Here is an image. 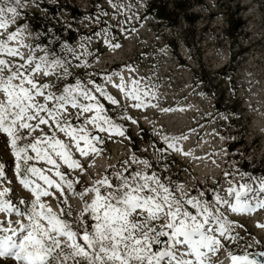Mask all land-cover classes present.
Returning <instances> with one entry per match:
<instances>
[{
  "label": "snow or ice",
  "instance_id": "obj_1",
  "mask_svg": "<svg viewBox=\"0 0 264 264\" xmlns=\"http://www.w3.org/2000/svg\"><path fill=\"white\" fill-rule=\"evenodd\" d=\"M29 2L0 0V136L13 157L10 170L0 162V264H264V246L254 251L260 241L242 237L243 225L229 215L264 211V175L241 173L247 182L188 190L161 163L172 153L206 159L184 150L186 134L162 135L161 147L150 145L159 153L155 162L129 151L122 161L98 165L111 159L107 142L134 143L127 122L139 121L129 107L185 109L160 108L156 86L134 75L136 67L123 66L128 78L120 70L89 72L88 58L98 59L88 47L91 37L83 38L80 51L64 41L59 52L26 43V25L18 20ZM107 3L121 14L123 5ZM133 19L136 14L119 23ZM112 27L93 36L115 51L122 45ZM153 134L160 135L155 128ZM81 176L89 182L81 184ZM256 226L264 230V223Z\"/></svg>",
  "mask_w": 264,
  "mask_h": 264
},
{
  "label": "rangeland",
  "instance_id": "obj_2",
  "mask_svg": "<svg viewBox=\"0 0 264 264\" xmlns=\"http://www.w3.org/2000/svg\"><path fill=\"white\" fill-rule=\"evenodd\" d=\"M150 1L114 0L124 6L121 14H117L107 0H30L24 9L40 16L52 35L49 39L51 45L64 41L80 51L79 44L83 38L91 37L88 47L98 59L88 58L92 64L89 72L124 71V65L136 67L134 75L143 76L149 85L156 86L160 108L185 109L163 113L159 109L129 107L128 114L139 121L138 125L127 122L128 135L134 143L107 142L106 154L111 159L97 160V164L106 166L122 161L129 151L142 153L143 158L155 162L159 153L150 145L161 147L162 135L186 134L189 138L182 142L184 150L206 159L193 160L172 153L169 160L161 163L169 164L168 175L178 178L188 190L194 185L205 187L215 181L226 187L227 179L247 182L241 180V173L259 176V173L245 171L242 168L244 162L250 165V169L259 167L264 175V0H188L191 2L189 10L199 15L200 20L193 26L180 18L177 27L146 17L145 9ZM167 1L172 3V0ZM42 3L52 9H43ZM72 9L80 15L75 16ZM103 12H108V15L104 16ZM133 14H136V19L129 20L127 24L119 23ZM97 17H100L99 21ZM109 25L113 26L114 42L122 45L115 51L93 36V32ZM120 28H136L137 31L129 34L121 32ZM67 29L80 34L73 44L66 39ZM26 32L29 34L25 38L26 43L43 47L27 26ZM239 49L247 52L233 66L236 74L231 78V58ZM126 73L124 71L128 78L130 74ZM97 80L102 82L101 77ZM110 91L124 102L116 89L110 88ZM217 99L220 101L218 107ZM223 113L228 114L227 120L222 119ZM111 114L115 118V112ZM154 128L159 131V136L153 134ZM142 129L146 130L145 134ZM238 140L241 143L236 145ZM146 148L149 150L143 152ZM9 158L13 161L5 138L0 137V162L10 170L12 163L8 162ZM213 160L216 163H212ZM224 172H231L233 176L224 178ZM8 174L11 176V171ZM80 180L85 184L90 178L81 176ZM14 182L11 186L15 189ZM21 194L27 195L22 191L14 193L16 197H21ZM70 202L73 205L77 203L75 200ZM53 204L55 206V202ZM229 215L243 225L242 229H237L242 237L260 241V246L254 248V251H259L264 246V230L256 225L264 223V211L251 216Z\"/></svg>",
  "mask_w": 264,
  "mask_h": 264
},
{
  "label": "trees",
  "instance_id": "obj_3",
  "mask_svg": "<svg viewBox=\"0 0 264 264\" xmlns=\"http://www.w3.org/2000/svg\"><path fill=\"white\" fill-rule=\"evenodd\" d=\"M41 6L43 9H47L48 11L52 9L51 6L46 5L45 3H42ZM190 8L191 2H189L188 0L176 1L173 2L172 5L167 0H151L146 6L145 15L146 17H151L153 19L158 20V22L166 23L167 26L170 27H177L180 18H184L186 21L189 22L190 25L194 26L200 20V16L191 12L189 10ZM72 13L75 16L80 15L77 11L73 9ZM21 24H26L30 27L36 37V41L38 42V44L43 45V47H54L57 49L58 52L60 51V44L55 43L51 45V43L49 42V39H51L52 35L50 36V31L48 30V27L44 25L39 15H33L23 10ZM66 32V39L68 38V41L72 44L76 42L80 37L79 33H76L71 29H67ZM37 33H39V35H37ZM246 52V49H239V51L234 54V57L231 58V78H233L236 74V67L233 66L236 64L239 58L244 56ZM219 102L220 101L217 99L216 107H218V105L220 104ZM223 115L228 114L223 113ZM145 131L146 130L142 129L143 134H145ZM239 143L241 142H239L238 140L236 145ZM230 148L233 149L234 146H231ZM243 169L245 171L251 172L252 174L263 173V171L259 167H253L252 169H250L249 164H244Z\"/></svg>",
  "mask_w": 264,
  "mask_h": 264
},
{
  "label": "built area",
  "instance_id": "obj_4",
  "mask_svg": "<svg viewBox=\"0 0 264 264\" xmlns=\"http://www.w3.org/2000/svg\"><path fill=\"white\" fill-rule=\"evenodd\" d=\"M0 137H3V136H0ZM226 150H227V152H228V151H229V147H228ZM7 160H8V162L11 161V163H12V158H9V159H7ZM244 164H245V162L242 164V166H243ZM249 166H250V165H249ZM14 183H15V182H14ZM15 187H17V186H16V183H15ZM21 197H24V195L21 194ZM243 218H244V217H243ZM240 220H241V219H240ZM239 222H240V221H239ZM250 241H253V239L250 238ZM253 250H254V249H253Z\"/></svg>",
  "mask_w": 264,
  "mask_h": 264
},
{
  "label": "bare ground",
  "instance_id": "obj_5",
  "mask_svg": "<svg viewBox=\"0 0 264 264\" xmlns=\"http://www.w3.org/2000/svg\"><path fill=\"white\" fill-rule=\"evenodd\" d=\"M127 74V73H126ZM128 75V74H127ZM203 143V142H202ZM190 144V143H189ZM192 144V143H191ZM188 145V144H187ZM206 145V144H205ZM191 148V146H189ZM207 147V146H206ZM203 148V147H202ZM205 149V148H204ZM207 149V148H206ZM204 152V150H202ZM201 152V151H200ZM99 164V163H98ZM7 169V168H6ZM225 264H227V261H225Z\"/></svg>",
  "mask_w": 264,
  "mask_h": 264
}]
</instances>
